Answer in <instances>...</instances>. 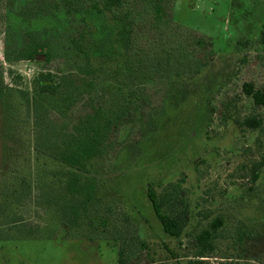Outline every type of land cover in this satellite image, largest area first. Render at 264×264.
Instances as JSON below:
<instances>
[{"label": "rangeland", "instance_id": "1", "mask_svg": "<svg viewBox=\"0 0 264 264\" xmlns=\"http://www.w3.org/2000/svg\"><path fill=\"white\" fill-rule=\"evenodd\" d=\"M41 1L51 8L58 0ZM35 6L36 0H0V264H121L126 243L136 249L129 264H188L197 259L196 235L215 217L223 225L217 249L204 264H264V166L252 180L253 165L264 159V109L243 92L244 82L264 83V0H173L175 24L211 41L213 57L191 79L146 81L150 105L136 102L115 129L113 147L89 163L100 200L90 211L94 224L79 226L65 224L61 209L41 195L43 188L61 183L65 169L37 152L33 79L82 63L68 45L69 34L83 27L95 73L86 76L75 110L85 112L89 98L106 103L127 71L134 22L92 10L74 20L54 8L34 14ZM23 30L47 38L54 57L7 58V43L14 55L12 39L21 42ZM226 102L239 117L261 114L263 126L221 121ZM59 103L64 101L49 105L51 116L67 124ZM177 182L189 218L173 236L163 230L146 191L150 184L161 194Z\"/></svg>", "mask_w": 264, "mask_h": 264}, {"label": "trees", "instance_id": "2", "mask_svg": "<svg viewBox=\"0 0 264 264\" xmlns=\"http://www.w3.org/2000/svg\"><path fill=\"white\" fill-rule=\"evenodd\" d=\"M50 6L46 8L41 0H36L34 14L54 8L74 20L92 10L109 13L113 17L131 18L134 22L133 46L129 48L126 57L127 71L116 79L119 88L111 93L106 103L97 104L89 98L85 112L75 110L85 94L82 86L88 83L86 76L95 73L92 47L87 30L83 27L69 34L68 45L75 62L80 60L82 63L76 64L74 70L67 73L42 71L33 79L32 108L37 152L53 157L65 169L59 175L61 183L54 185L55 189L52 186L43 188L41 195L48 204L55 203L61 209V218L65 224H94L90 211L92 205L100 200V195L97 178L91 174L89 163L103 157L113 147L115 129L129 115L136 102L143 100L150 105L146 95V81L170 76L193 78L207 67L213 57L212 42L175 24L171 15L173 0H58ZM19 33L21 42L15 38L11 42L14 55L10 54V44L7 43V58L34 60L36 56L43 55L46 60H51L54 57L52 45L47 38H42L32 30ZM261 41L264 43V25ZM243 92L255 107L264 109V83L256 87L253 82H244ZM53 100L64 101L61 105L59 103L58 109L60 113L68 114L70 120L67 124L59 125L51 116L52 108L49 105ZM230 104L223 103L221 121L232 119L240 127L249 129L263 126L261 114L253 112L239 117L236 113H230ZM61 106H65L64 111H61ZM262 166L264 159L253 165L252 180L257 179ZM181 189V184L177 182L170 183L161 194L150 184L146 191L163 230L173 236L182 233L189 218L188 205L180 195ZM222 225L223 219L215 217L196 235L197 259H190L188 264H204L203 258L215 252ZM242 238L240 236L239 239ZM140 242L144 245L142 240ZM128 254H131L129 259ZM135 257L136 249L128 243L120 247L121 264L132 263Z\"/></svg>", "mask_w": 264, "mask_h": 264}]
</instances>
